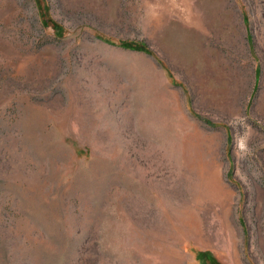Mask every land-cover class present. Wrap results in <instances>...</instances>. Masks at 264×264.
<instances>
[{"label":"rangeland","instance_id":"374dc122","mask_svg":"<svg viewBox=\"0 0 264 264\" xmlns=\"http://www.w3.org/2000/svg\"><path fill=\"white\" fill-rule=\"evenodd\" d=\"M0 264H264V0H0Z\"/></svg>","mask_w":264,"mask_h":264},{"label":"trees","instance_id":"16d2710c","mask_svg":"<svg viewBox=\"0 0 264 264\" xmlns=\"http://www.w3.org/2000/svg\"><path fill=\"white\" fill-rule=\"evenodd\" d=\"M120 47H122L125 50L129 49V50L137 51L140 53L143 52V53L152 55V51L150 50L149 46L143 41L141 42H133V41L122 42L120 44Z\"/></svg>","mask_w":264,"mask_h":264}]
</instances>
